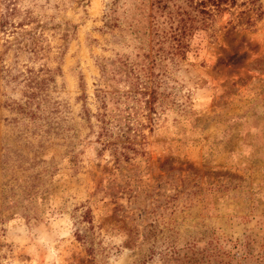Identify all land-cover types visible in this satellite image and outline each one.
Returning <instances> with one entry per match:
<instances>
[{
  "label": "rangeland",
  "instance_id": "1",
  "mask_svg": "<svg viewBox=\"0 0 264 264\" xmlns=\"http://www.w3.org/2000/svg\"><path fill=\"white\" fill-rule=\"evenodd\" d=\"M160 2L0 4V264H264V0Z\"/></svg>",
  "mask_w": 264,
  "mask_h": 264
},
{
  "label": "trees",
  "instance_id": "2",
  "mask_svg": "<svg viewBox=\"0 0 264 264\" xmlns=\"http://www.w3.org/2000/svg\"><path fill=\"white\" fill-rule=\"evenodd\" d=\"M18 0H0V4H4L7 8V12L5 13V16L11 15L15 11V5ZM117 1V0H115ZM161 0H152V4L157 3L158 5L161 4ZM169 1V0H166ZM187 3L186 7L180 8V10L177 11L178 14V21L176 30H178V33L174 32V39L177 42L176 49L177 52H181L183 48H185L186 43L184 42V39L186 38L187 32L189 30H192V27L197 24L198 21H203V24L209 17L213 15L215 12H220L221 10L226 9L225 6H222L223 4L227 3H233L234 0H183ZM115 4L110 5L109 12H113L115 9ZM166 7V4H163V8ZM107 14V13H106ZM4 15V13H0V18ZM18 25H21V23H18ZM3 24L0 19V29L2 28ZM157 234V231H155V227L150 224L147 227V232L144 234V238L150 239L151 237H155ZM170 241H177L176 238L170 237Z\"/></svg>",
  "mask_w": 264,
  "mask_h": 264
}]
</instances>
